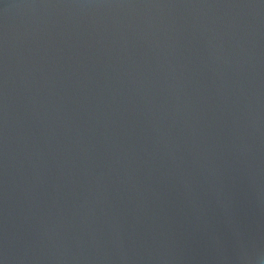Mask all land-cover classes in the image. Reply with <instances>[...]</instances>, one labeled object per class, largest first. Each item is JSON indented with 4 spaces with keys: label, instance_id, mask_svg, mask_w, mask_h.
Masks as SVG:
<instances>
[{
    "label": "water",
    "instance_id": "obj_1",
    "mask_svg": "<svg viewBox=\"0 0 264 264\" xmlns=\"http://www.w3.org/2000/svg\"><path fill=\"white\" fill-rule=\"evenodd\" d=\"M0 264H264V0H0Z\"/></svg>",
    "mask_w": 264,
    "mask_h": 264
}]
</instances>
